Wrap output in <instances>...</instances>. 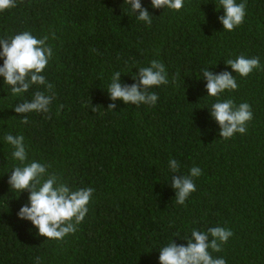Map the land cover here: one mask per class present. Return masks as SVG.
Listing matches in <instances>:
<instances>
[{"label":"trees","instance_id":"16d2710c","mask_svg":"<svg viewBox=\"0 0 264 264\" xmlns=\"http://www.w3.org/2000/svg\"><path fill=\"white\" fill-rule=\"evenodd\" d=\"M141 2L153 15L150 25L123 0H16L0 12V38L23 31L48 37L54 55L45 74L55 93L49 113L17 114L16 104L44 89L14 97L0 83V264H158L172 238L186 244L181 239L193 228L215 226L233 235L214 257L264 264V69L233 73L238 89L220 97L247 102L253 112L246 134L227 140L209 116L217 98L205 96L198 80L209 67L231 71L224 61L238 55L264 66V0H246L245 21L231 32L218 21V0H185L178 12ZM152 60L166 66L169 79L150 89L155 105L109 98L113 72L131 85V73ZM8 133L24 136L29 162L51 165L70 187L94 188L74 234L48 239L17 218L28 193L16 197L7 184L18 164L3 142ZM169 158L179 161L180 175L202 169L183 206L175 203Z\"/></svg>","mask_w":264,"mask_h":264},{"label":"clouds","instance_id":"9594fccd","mask_svg":"<svg viewBox=\"0 0 264 264\" xmlns=\"http://www.w3.org/2000/svg\"><path fill=\"white\" fill-rule=\"evenodd\" d=\"M128 11L145 25L152 23V17L147 8L142 7L141 0H123ZM152 9H168L180 11L185 6V0H149ZM16 0H0V12L14 8ZM222 9L223 15L218 21L224 31L231 32L245 21L246 0H218L216 10ZM48 37L37 38L30 31L15 34L9 39L0 38V83L9 86L14 97H23L33 86L43 88L35 91L30 99H24L16 104L17 114L49 113L55 100L52 84L46 79L45 70L53 58V49L47 43ZM231 71L215 73L209 68L203 69L198 80L204 81L207 97H216L211 103L209 116L219 126V137L230 139L236 134L244 135L247 123L252 120L253 112L247 102L236 104L231 98L220 99L225 92H234L239 85L236 75L247 77L254 70H262L259 57L238 55L234 59L224 61ZM131 73L134 81L131 85L120 80L121 71L112 73L106 92L112 101L117 99L124 104L153 106L158 95L150 89L169 83L166 66L159 60L150 61L148 66L136 68ZM116 108L115 103L109 104L108 110ZM95 111V108H93ZM27 123V115L21 119ZM3 142L11 148V158L18 164L10 170L7 184L16 197L27 192V200L16 213L19 220L27 221L34 227L36 235L53 240H62L74 234L89 212V202L93 198L94 188L70 187L60 177L50 172L51 165L31 160L23 135L11 133L3 136ZM168 168L171 173L178 174L180 164L174 158H169ZM171 175V187L175 191V203L183 206L190 194L196 191L195 179L202 174V169L192 166L187 175ZM233 235L226 227H209L206 231L193 228L190 236L181 239L186 244L170 242L159 249L158 264H227L221 256L214 257L211 252H221L222 245ZM211 237V239H209ZM211 250V251H210ZM39 259V258H37Z\"/></svg>","mask_w":264,"mask_h":264}]
</instances>
